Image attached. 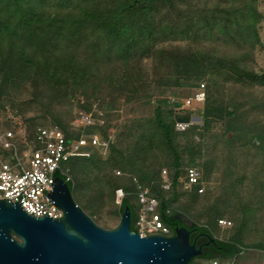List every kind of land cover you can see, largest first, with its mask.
<instances>
[{
  "label": "trees",
  "instance_id": "obj_1",
  "mask_svg": "<svg viewBox=\"0 0 264 264\" xmlns=\"http://www.w3.org/2000/svg\"><path fill=\"white\" fill-rule=\"evenodd\" d=\"M258 5L259 0H0V99L30 88L33 100L49 112L56 103L76 93L86 98L81 105L86 111L92 110L91 100L116 92L126 95L129 103L146 86L144 58L153 60L156 81L163 86L199 85L209 76L212 87H216L218 75L232 79L247 98L240 100L238 96V103L235 99L226 102L208 89L200 110L204 131H198L197 125L176 130L178 121L191 120L190 112L168 118L164 109L167 100H159L155 110L157 136L147 129L127 126L126 146L123 140L111 144L108 162L113 168L138 174H130L124 181L107 174L102 182L109 188L111 200L116 201L118 189L124 190L119 206L122 214L130 208L132 229L137 231L141 207L138 185L150 187L159 198L158 212L173 234L178 210L188 213L190 208L177 210L172 206L182 186L179 176L185 170L184 153H189L191 166L202 153L203 144L196 135L202 138L214 122H223L226 133L264 150V123L248 118L250 111L264 106V72L251 65L255 49L263 45L259 30L263 14ZM220 42L232 52H213L211 46ZM198 90L200 87L193 94ZM73 120L67 124L56 118L54 124L41 126L58 125L73 137L78 135L72 128ZM37 128L27 126L30 139ZM88 132L105 137L108 134L107 128L100 125L90 127ZM157 145L172 157L169 189L163 187L164 169L148 162ZM99 155L94 148L90 157L67 162L71 181L59 174L69 184L77 204L84 208L76 196L81 183L74 176L82 164L96 162ZM187 194L190 201L201 195L198 187ZM246 223L244 215L241 224ZM198 225L214 235L209 227ZM217 242L222 247L221 258L243 252L239 238H217Z\"/></svg>",
  "mask_w": 264,
  "mask_h": 264
},
{
  "label": "rangeland",
  "instance_id": "obj_2",
  "mask_svg": "<svg viewBox=\"0 0 264 264\" xmlns=\"http://www.w3.org/2000/svg\"><path fill=\"white\" fill-rule=\"evenodd\" d=\"M258 6L263 14V20L259 25L263 45L255 49L251 65L258 72H264V0H259ZM211 50L221 54L232 52L231 47L223 46L222 42L211 46ZM143 63L142 68L145 69V73H148V78L145 80L146 86L141 89L137 99L128 103L126 95L116 92L90 101L91 112L97 116V125L106 127L108 135L112 136L114 142L125 141V146L128 139L125 135L128 131L127 126L144 128L157 136L155 110L159 100H167L164 109L168 118L190 112L193 121L191 126L197 125L198 131H204V120L200 110L204 108L205 103L185 107L186 100L194 95L196 88L201 89L202 85H205L206 93L208 89H211L226 102L235 99L238 103V96L240 100L247 98L239 91L238 84L224 74L216 77L218 80L216 87H212L209 76L199 85L194 86L159 85L156 81L157 74L153 69V60L144 58ZM112 100L113 103H111ZM84 102L86 98L76 93L75 96L56 103L49 112L33 100L30 88H22L10 97L4 96L0 99V133L15 130L20 124L34 128L44 124H54L56 118H61L68 124L73 117L74 130L77 112L83 110L81 105ZM176 104H179L178 107ZM248 115L250 122L258 120L264 123V106L250 111ZM176 130L184 131L177 129V124ZM195 138L198 142H202L203 147L201 155L197 157L196 164L193 165L199 167L203 173L205 192L190 201L187 193L192 190L186 189L182 184L178 199L172 207L173 209L190 207L188 213L177 210L179 214L209 227L216 238L224 241L239 238L243 243V252L226 258H196L192 264H264V150L246 144L233 133H226L223 122H214L202 138L199 134ZM255 142L259 144L257 140ZM98 150L100 155L97 156L96 162L84 160L88 163L82 164L77 175L74 176L75 180L81 183L80 191L76 193V196L80 204L85 206V208L81 207L88 215L101 226L110 229L121 223L122 212L117 197L116 201H112L109 188L103 186L104 178H107V174L113 173L120 176L119 180L124 181L128 175L138 176V174L135 170L113 168L108 162L110 149L107 153L101 149ZM189 158L190 155L186 151L184 153L185 168L191 166ZM148 162L160 165L168 171L169 175L173 170L171 155L160 145H157L155 153ZM244 215L247 217V223L242 226L241 219Z\"/></svg>",
  "mask_w": 264,
  "mask_h": 264
},
{
  "label": "water",
  "instance_id": "obj_3",
  "mask_svg": "<svg viewBox=\"0 0 264 264\" xmlns=\"http://www.w3.org/2000/svg\"><path fill=\"white\" fill-rule=\"evenodd\" d=\"M53 185L49 197L65 212L59 219L0 199V264H189L201 254L186 227L173 236H142L127 207L117 227L105 228L77 204L62 177Z\"/></svg>",
  "mask_w": 264,
  "mask_h": 264
},
{
  "label": "built area",
  "instance_id": "obj_4",
  "mask_svg": "<svg viewBox=\"0 0 264 264\" xmlns=\"http://www.w3.org/2000/svg\"><path fill=\"white\" fill-rule=\"evenodd\" d=\"M205 101V85H202L186 100L185 107L204 104ZM192 124V119L188 122L178 121L177 129L185 130ZM75 125L74 131L78 135L73 137L67 136L58 125L39 126L33 139H30L27 127L23 124L15 130L0 133V199L9 203L17 200L27 213L38 217L46 214L56 219L64 217V210L49 197V191L54 189L53 181L61 177L59 174L71 181L67 162L74 158L90 157L94 148L107 153L114 142L111 135L105 137L88 132L90 127L97 125L94 112H77ZM163 179V187L169 189L172 182L167 170L163 171ZM179 182L186 189L198 187L200 193L205 192L203 173L197 166L186 167L179 176ZM124 197V190L118 189L119 204ZM137 197L141 206L136 222L137 231L142 236H171L170 228L158 212L159 198L151 188L139 184Z\"/></svg>",
  "mask_w": 264,
  "mask_h": 264
},
{
  "label": "flooded vegetation",
  "instance_id": "obj_5",
  "mask_svg": "<svg viewBox=\"0 0 264 264\" xmlns=\"http://www.w3.org/2000/svg\"><path fill=\"white\" fill-rule=\"evenodd\" d=\"M184 217H188L183 214H176L175 218V228L177 227H186L190 231V242L191 244H195L197 249L201 250V254L196 257V258H206L209 256H222V247L218 244L217 238L214 235H211L209 232L206 230H203L200 228V226L193 221L191 218L190 223L193 224H188L184 220ZM176 234L175 233L171 234V236ZM194 258V259H196Z\"/></svg>",
  "mask_w": 264,
  "mask_h": 264
}]
</instances>
